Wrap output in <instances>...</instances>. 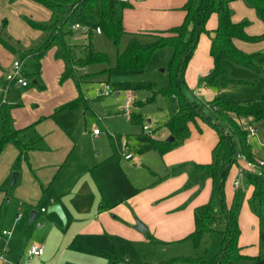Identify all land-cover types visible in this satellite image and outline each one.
I'll list each match as a JSON object with an SVG mask.
<instances>
[{
  "label": "crops",
  "instance_id": "crops-1",
  "mask_svg": "<svg viewBox=\"0 0 264 264\" xmlns=\"http://www.w3.org/2000/svg\"><path fill=\"white\" fill-rule=\"evenodd\" d=\"M14 1L26 8H38L30 2L33 0ZM127 1L131 6L124 9L123 24L128 34H165L185 18L187 0ZM13 6L9 0H0V18L8 16ZM229 7L233 21L247 20L246 31L256 36L252 40L234 38V43L245 52L251 51L252 43L264 34V20L248 0H232ZM217 25L218 15L214 12L207 28L214 30ZM144 39L152 37L148 35ZM1 48L0 45L2 53ZM52 50L55 54L54 47ZM59 60L55 80L49 84V89L47 83L41 90L29 87V83L14 84L7 79L6 85L0 84V100L12 104L13 123L20 131L18 139L21 142L11 140L0 149V264H110L105 257L108 251L100 245L105 237L116 243L118 239L142 238L144 232L151 240H186L195 229V207L211 196L212 179H207L204 187L197 191V184L186 186L191 166L180 173L163 176L182 162H210L218 138L211 133L206 139L203 133L193 132L191 123L190 137L181 145L161 153L154 139L167 138L170 134L160 124L153 143L137 147L133 141L121 144L113 138L108 142L101 136V131H94L96 127L92 131L88 129V110L92 108L89 98L80 94L72 79L59 83L65 66L63 60ZM11 65H7L8 69ZM213 66L211 38L204 32L186 67L187 87L191 89L202 82L210 90L204 77ZM14 86L23 91L13 93ZM53 87L56 91L52 93ZM6 90L9 91L7 95ZM211 92L215 97L216 87ZM80 95L82 98L77 106L58 109ZM121 95L120 91L116 92L115 100L111 102L114 119L121 117ZM148 121L151 122V118ZM107 130L113 136L116 127L108 123ZM3 132L0 112V140ZM127 152H131L132 157L126 158L124 153ZM14 172L18 173L12 183ZM239 187L234 183L231 197L226 190L228 203L233 201ZM252 191L250 184L247 200L243 201L239 211V244L245 257L227 264H238L235 261L240 260L247 261L243 264L262 261L264 223L250 207ZM54 203L61 204L65 220L55 211H48ZM34 210L36 213L32 217ZM138 219L146 225V230L137 228ZM5 229H11L12 233L3 234ZM33 243H44L45 251L28 260L26 251ZM116 254L118 256V252Z\"/></svg>",
  "mask_w": 264,
  "mask_h": 264
},
{
  "label": "trees",
  "instance_id": "trees-1",
  "mask_svg": "<svg viewBox=\"0 0 264 264\" xmlns=\"http://www.w3.org/2000/svg\"><path fill=\"white\" fill-rule=\"evenodd\" d=\"M53 12L48 22H38L29 19L34 29L46 32L41 43L33 46L27 51L17 49L0 32V43L13 53L20 52L23 56L32 55L41 65V60L48 49L54 47L57 58L63 60L64 71L60 81L72 79L80 94L83 93V84L93 81L109 69L83 72L88 66L106 62L109 60L105 52L95 49L90 36L92 28H100L111 40L119 43L121 36L127 31L123 24V12L126 7L131 6L127 0H33ZM232 0H187L184 4L186 11L182 23L172 26L165 34H152L142 32H129L126 48L118 53L116 68L137 69L145 67L153 53L160 47H173L174 53L170 61V83L151 94L148 100H155L158 95L167 98L170 105L169 116L161 125L165 127L172 139L155 138V146L161 153H165L181 145L191 135V123L202 115V106L198 102L189 100L186 96V67L193 56L200 35L208 33L211 38V54L214 66L204 79L208 84L216 87L217 93L210 106L213 111L226 121L232 131L236 134L241 145V152L247 160L256 164L255 168L243 169L253 187L249 204L254 213L257 214L261 223H264V163L256 162V157L250 147L247 131L244 129L243 120L252 119L257 122L264 121V97L261 99L236 100L229 96L225 89L236 81L229 78L224 66V59L228 58L240 65L259 69L254 64V55L238 48L234 38L246 40L255 39L246 31L249 24L247 20L235 22L232 19L229 3ZM257 9L264 20V0H248ZM218 15V25L214 30L207 28L208 20L212 13ZM99 15V21L86 32L89 42L80 46L71 43L75 29L72 27L78 20L93 21ZM6 21V19H4ZM150 40L144 39L146 36ZM98 75V76H97ZM80 98L61 105L58 109L75 107ZM12 104L0 100V112L2 114L3 137L0 140V149L9 141L18 139L19 130L14 127L11 114ZM218 132V140L212 149V160L210 162L186 161L174 166L163 177L177 174L192 167L190 177L186 186L197 184L198 190L204 187L207 179H212V192L208 201L198 205L194 210L195 229L185 238L191 240L196 247L202 243L208 244L206 235L219 233L222 237V247L213 257L204 253L196 255H178L172 261H186L192 264H227L230 260H239L245 255L241 252L239 238L241 227L239 224V211L241 207V187L237 188L233 201L228 203L226 196V176L231 164L223 160L224 145L231 136L224 130L221 122L210 121ZM21 144V142H20ZM25 148L24 144L21 145ZM196 191V192H197ZM157 241L156 238H152Z\"/></svg>",
  "mask_w": 264,
  "mask_h": 264
},
{
  "label": "rangeland",
  "instance_id": "rangeland-1",
  "mask_svg": "<svg viewBox=\"0 0 264 264\" xmlns=\"http://www.w3.org/2000/svg\"><path fill=\"white\" fill-rule=\"evenodd\" d=\"M9 2L14 3V6L11 7L13 9L9 10L8 16L0 18V32L17 49L27 51L41 43L46 35L45 31L34 29L30 25L29 19L38 22H48L52 18L53 12L44 5L33 3V1L30 2L38 8H26L14 0H9ZM3 18H6V21ZM98 21L99 15H96L93 21L78 20L77 22L82 25V28L80 30L75 29L73 36H71V43L80 46L89 42V34L86 32L91 26L96 25ZM90 39L95 49L105 52L109 60L90 65L87 70L82 69V71L89 73L103 69H109V71L99 75L93 81L84 83L82 86L83 93L89 98L91 107L94 109L88 110V129L92 131L95 127L98 128L101 131V136H105L108 142H111L113 138L121 141V144L124 141H133V145L137 147H141L145 143H153L154 137L158 135V126L163 124L168 118L169 102L163 95H158L155 100H148V96L154 94V90L157 91L170 83L171 73L169 66L174 53L173 47L158 48L153 53L149 63L143 68L121 69L116 68L118 53L126 48L129 39L128 33H124L119 43H115L101 30L93 27ZM252 44L255 46L252 45V50L248 52L255 54L254 64L259 69L240 65L228 58L224 59V66L228 77L236 81L234 84L228 86L225 91L236 100L261 99L264 97V34H261L259 40ZM0 45L2 46V53L0 52L1 85H6L4 82H6L7 65L13 63L14 59H21V70L27 74L29 87L41 90L44 84L47 83L48 89L50 88L49 84L54 82L56 70L58 69L56 62L60 64V60L55 56L52 48L47 50L42 59V64L39 66L34 56H23L20 52L13 53L3 44L0 43ZM35 80L38 82L36 83ZM59 83H62L60 79ZM106 83L111 86L109 93H105L104 91ZM202 84L200 82L194 88L190 89L186 87L185 90L189 100L198 102L202 106V115H199L196 118V122H193L192 130L193 132L197 130L199 133H203L206 139L210 137L211 133L218 138V132L210 121H219L222 123L224 130L230 134L231 139H228L224 145L223 160L226 163H230L232 159L236 158V161L231 164L227 172L225 187L228 192L227 194L231 197L232 194L230 192L233 191L235 180L239 178L241 181L242 204L245 199L247 200V194L250 189V182L243 174V169L247 166V159L242 156L241 145L230 125L220 118L210 106L214 98L211 95L214 93L211 91L215 86L208 84L210 91ZM12 89L13 93L23 91V89L17 86H14ZM51 89L52 93L56 91L55 87ZM119 91L122 93L121 99L123 100L120 112L121 117L114 119L111 113L114 105L111 102L115 100V94ZM7 92L9 91H5L6 95ZM128 98L131 99L127 106L126 102ZM149 118H151V122L148 121ZM108 123L116 127V132L113 133V136H110L107 132ZM249 124L256 128V134L250 135L247 133L250 147L256 158L264 159V121L243 120L244 127ZM144 125H148L151 130L146 132ZM244 129L248 132L246 128ZM238 153H240V157H238ZM37 218L38 216L35 221ZM141 234H143L142 238H128L125 241H119L120 239H118L116 243H113V239L105 237L104 242L100 245L108 251L105 252L107 254L105 257L111 261L110 264H192L186 261H169L178 254L196 255L204 253L211 258L222 247V237L219 233L206 235L205 238L209 239L208 244L202 243L199 247H196L188 239L162 242L151 240L147 233L144 234L142 232ZM114 245L117 246V250ZM89 249H91V246H89ZM116 252H118V256ZM109 255H113V257ZM262 256V261L254 260V263H251L264 264V250ZM27 259L30 260V258ZM245 262L247 261H235L238 264ZM14 264L19 263L16 262Z\"/></svg>",
  "mask_w": 264,
  "mask_h": 264
},
{
  "label": "built area",
  "instance_id": "built-area-1",
  "mask_svg": "<svg viewBox=\"0 0 264 264\" xmlns=\"http://www.w3.org/2000/svg\"><path fill=\"white\" fill-rule=\"evenodd\" d=\"M72 27L74 29H79L80 30V28H82V25L79 22H76V23H74L72 25ZM98 30H100V28H98ZM21 65H22V60L21 59L14 60L12 65L10 66L8 71L6 72V79L9 82H13L14 84L27 85L29 82L27 80L26 74L24 72H22V70H21ZM110 90H111V86L108 83H106L105 87H104L105 93H109ZM130 99L131 98H128V100L126 102L127 106H128V104L130 102ZM144 128L147 131L150 130V127L148 125H144ZM245 128L248 130V133L250 135L256 134V128L254 126L249 124V125L245 126ZM94 131L96 133H99L100 130L98 128H95ZM124 155H125L126 158H130V157H132L133 154L131 152H127V153H124ZM240 156H241L240 153H238V157H240ZM242 156L245 157V155H242ZM256 162H258L260 164H263L264 163V159L257 158ZM255 166H256V164L254 162L247 160V166L245 168H255ZM239 184H240V180L236 179L235 180V186L239 187ZM11 233H12L11 229H5L3 231V234H6V235H10ZM44 251H45V244L44 243H33V244H31L28 247V249L26 251V254H27L28 258H32L34 256L42 255L44 253Z\"/></svg>",
  "mask_w": 264,
  "mask_h": 264
},
{
  "label": "water",
  "instance_id": "water-1",
  "mask_svg": "<svg viewBox=\"0 0 264 264\" xmlns=\"http://www.w3.org/2000/svg\"><path fill=\"white\" fill-rule=\"evenodd\" d=\"M173 136H169V139H172ZM17 173L18 172H14L13 173V177H12V183L16 180V177H17ZM48 211H55L63 220L66 219V215H65V212L61 206L60 203H54L52 204L49 208H48ZM36 213V211L34 210L33 211V214H32V217L34 216V214ZM137 228L144 231L146 230V225L141 221V220H137Z\"/></svg>",
  "mask_w": 264,
  "mask_h": 264
}]
</instances>
